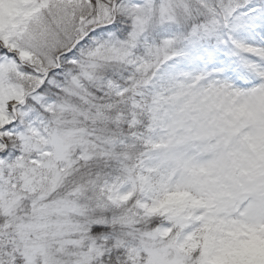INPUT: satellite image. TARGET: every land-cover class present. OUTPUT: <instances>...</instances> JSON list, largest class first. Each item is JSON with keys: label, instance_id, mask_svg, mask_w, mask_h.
<instances>
[{"label": "snow or ice", "instance_id": "1", "mask_svg": "<svg viewBox=\"0 0 264 264\" xmlns=\"http://www.w3.org/2000/svg\"><path fill=\"white\" fill-rule=\"evenodd\" d=\"M0 264H264V0H0Z\"/></svg>", "mask_w": 264, "mask_h": 264}]
</instances>
